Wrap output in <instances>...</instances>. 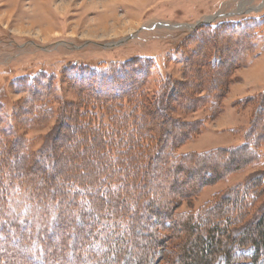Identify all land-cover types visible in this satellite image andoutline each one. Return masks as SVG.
I'll return each mask as SVG.
<instances>
[{
  "label": "trees",
  "instance_id": "obj_1",
  "mask_svg": "<svg viewBox=\"0 0 264 264\" xmlns=\"http://www.w3.org/2000/svg\"><path fill=\"white\" fill-rule=\"evenodd\" d=\"M261 22L258 26L243 27V30L233 22L210 26L206 37H211V44L202 49L203 57L211 59L215 53L228 50L233 36L232 27H239L234 33L247 43L245 48L250 50L252 44L248 47V43L254 44L258 34L264 38V28L258 31L261 26L264 27V18ZM134 64L136 67L127 66L129 69L109 65L105 72L92 70L76 78L78 86L73 87L80 100L73 105L74 113L69 110L60 113L61 118L49 136L51 142L46 154L33 155L28 151L26 142L19 139L12 128H0V264H14L9 257L4 259L6 252L1 251L4 241L6 244L12 242L11 248L23 250L28 258H35L36 264H47L42 258L46 248L40 245L38 236L46 234L50 226L51 237L54 228L64 226L68 221L80 224H66L64 229L68 234L71 230L74 241L84 234L77 243L82 249L81 256L77 253L80 259L86 261L90 257L87 260L90 264H94L93 260L97 258L96 261L102 264H115L126 246L125 240L131 239L138 227L139 215L145 212L169 219L176 200L196 194L203 187L244 170L260 159L264 144V88L256 96H249L259 105L240 145L180 154L178 147L201 133L205 121L174 118L171 113L176 109L170 100L178 93L172 97L173 78H160L156 91L149 92L147 82L152 70L149 67L153 63L146 60ZM222 64L212 63L216 70L210 67L207 73L209 79L199 78L198 82L202 84L198 87H195L196 82H192L194 87L191 88L178 85L180 94L177 96L182 99L181 102L176 100L178 107L185 112H193L203 102L204 107L208 105L210 108L212 116L217 117L223 109L221 101L227 93L228 73L221 82L218 79L221 68L217 71V66ZM185 65L194 70L192 63ZM246 65L247 62L240 63V66ZM130 73L131 77L132 74L135 77L129 82L130 88L126 89ZM40 92H30L29 106H36L35 116L29 121L31 123L42 121L43 114L40 110L37 112L40 109L38 98L42 97L36 94ZM64 130L71 133V138L63 134ZM58 141L64 142L67 149L73 143L74 155L85 157L81 162L77 159L73 164L70 162L74 169L67 170L63 175L57 174L53 158L54 152L61 147L57 145ZM19 162L27 166L23 168ZM31 167L36 170L42 187L34 180V184L26 190L29 178L35 179L31 176ZM55 177L60 178L56 185L51 181ZM261 185L264 186V170L234 186L236 194L242 190L240 197L234 200L223 195L219 203L211 204V214L207 211L201 215H190L178 224L180 229L185 227L188 232L184 241L176 247L174 264H187V258H195V264H211L220 252L231 262L237 248L245 246L254 248V259L257 260L258 254L264 253V205L259 216L239 225L245 217L244 213L253 206L248 195L256 194L255 189L259 190ZM47 188L51 189V199L44 205L39 203V197L44 202ZM67 188L72 200L67 197ZM116 213L119 215L116 216ZM123 213L124 219L121 217ZM19 226L21 231L29 228L27 235L16 234ZM23 239L35 242L30 244ZM130 241L129 246L127 244L129 253L136 243H132V239ZM33 243H37L38 247L35 245L32 248ZM45 243L51 249L50 238ZM93 247H99V252L92 250ZM153 258L148 259V255H144L140 264H146L148 260L150 264H156ZM182 258L183 262H180Z\"/></svg>",
  "mask_w": 264,
  "mask_h": 264
},
{
  "label": "rangeland",
  "instance_id": "obj_2",
  "mask_svg": "<svg viewBox=\"0 0 264 264\" xmlns=\"http://www.w3.org/2000/svg\"><path fill=\"white\" fill-rule=\"evenodd\" d=\"M263 18L264 0H0V128H12L18 138L26 142L28 151L33 155L46 154L51 142L49 136L57 120L61 118L60 113L65 110L74 113L73 105L80 100L73 87L78 86L75 82L78 76L86 75L92 70L105 72L109 65L135 68V62L150 60L153 66L149 67L152 70L147 82L148 91L153 93L160 78L171 76L174 80L171 88L174 97L175 93L180 94L178 85L191 88L194 87L192 82H196L195 87H198L201 83L198 82L199 78L209 79L207 73L211 70L210 67L216 70L212 63L218 65L223 62L217 66V71L221 68L219 82L227 73L228 76L225 86L227 93L221 101L223 109L220 114L212 116L210 108L208 105L204 107L203 102L198 110L185 112L177 105L176 100H182L177 95L170 100L176 109L171 114L184 121H205L201 133L180 145L178 153L202 152L223 146L236 147L243 142V135L259 105V102L249 99V96H256L264 88V84H261L252 90L244 89L245 84L252 81L264 82V38L258 34L259 38L254 44L248 43V47L252 44V48L248 50L245 48L247 43L239 39L234 30L258 26ZM230 22L239 26L232 27L233 36L228 47L230 52H217V56L211 59L203 57L202 49L211 44V37H206L208 28ZM263 28L261 26L258 31L261 32ZM184 61L185 64L192 63L194 70L188 69ZM244 62L247 65L240 66ZM130 77L131 73L126 81V89L130 88L129 82L135 76L132 74ZM23 80L24 83L21 82ZM46 86L51 90H47ZM37 90L41 92L36 95L42 97L38 98L40 109L37 112L40 110L43 116L41 123H31L29 121L35 116L33 112L36 106L30 107L28 101L30 92ZM43 90L45 92L42 93ZM194 94L199 96V93ZM65 130L63 134L71 138V133ZM53 135L54 132L51 136ZM64 144L58 141L57 145L61 147L54 152L53 157L58 175L74 169L72 164L76 159L79 162L85 159L81 155H74L73 143L67 144L68 149ZM260 153V159L244 170L226 175L196 194L176 200L172 205L171 218L145 212L139 215L138 227L131 238L132 243L136 241L135 246L129 253L127 244L129 246L131 239H126V246L115 264H140L144 255H148V259L153 256L156 264H174L177 259L176 247L184 241V235L188 232L185 227L180 229L178 224L190 218V215H201L207 211L211 214V204L219 203L223 195L234 200L240 197L242 190H238L236 194L234 186L264 170V144ZM18 164L23 168L27 166L22 165V162ZM30 171L35 179L29 178L26 190L30 189L34 180L42 187L36 170L31 167ZM51 181L56 185L60 178L55 177ZM68 189H65L67 197L72 200ZM46 190L48 193L43 195L44 202L39 197V203L44 205L51 199V189ZM254 192L256 194L248 195L253 206L244 213L245 217L239 226L261 214L264 186L261 185ZM121 217L124 219L125 213ZM66 224L71 226L77 223L68 221L64 226H57L51 237L49 234L52 227L49 226L46 234L38 236L40 245L46 248V254L42 258L47 264H82L85 261L80 259L82 249L77 244L84 234L77 236L74 241L71 230L69 234L64 232ZM232 226L230 228L234 227ZM25 228L21 231L19 226L16 234L27 235L29 228ZM49 238L51 249L45 243ZM32 241L34 240L23 239V242L30 244ZM2 243L4 248L1 251L6 252L4 259L9 257L14 264H36L35 258H28L23 250L12 249V242ZM35 245L38 247L37 243H33L32 248ZM93 248L92 250L99 252V247ZM69 252L72 253L71 257L67 256ZM254 255L253 247H239L231 262L220 252L211 264H264V253H259L257 260ZM89 258L83 264H90L87 261ZM96 260L98 258L93 260L94 264L103 263ZM186 261L187 264H195L196 260L187 258ZM180 262H183V258ZM146 264H150V261Z\"/></svg>",
  "mask_w": 264,
  "mask_h": 264
},
{
  "label": "crops",
  "instance_id": "obj_3",
  "mask_svg": "<svg viewBox=\"0 0 264 264\" xmlns=\"http://www.w3.org/2000/svg\"><path fill=\"white\" fill-rule=\"evenodd\" d=\"M254 66H256V65H254ZM263 82V81H262ZM262 82H254V81H252L251 83H249V84H245V90H252V88H255L256 86H259V85H261V84H264V82L262 83Z\"/></svg>",
  "mask_w": 264,
  "mask_h": 264
},
{
  "label": "snow or ice",
  "instance_id": "obj_4",
  "mask_svg": "<svg viewBox=\"0 0 264 264\" xmlns=\"http://www.w3.org/2000/svg\"><path fill=\"white\" fill-rule=\"evenodd\" d=\"M54 218H55V214H53V219H54ZM71 255H72L71 252L67 253V256L71 257Z\"/></svg>",
  "mask_w": 264,
  "mask_h": 264
}]
</instances>
